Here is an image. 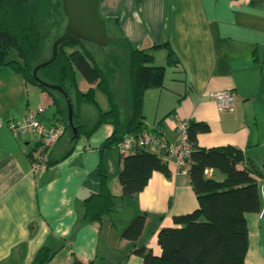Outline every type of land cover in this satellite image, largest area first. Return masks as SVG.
Returning a JSON list of instances; mask_svg holds the SVG:
<instances>
[{"label": "crops", "instance_id": "0c3cea01", "mask_svg": "<svg viewBox=\"0 0 264 264\" xmlns=\"http://www.w3.org/2000/svg\"><path fill=\"white\" fill-rule=\"evenodd\" d=\"M98 10L108 34L122 37L132 48L168 43L176 54V64L168 68L177 77L167 85L164 73L162 87L144 94L143 132L176 142V123H201L208 132L197 134L198 148L230 146L242 152L244 162L238 168L254 173L260 200L259 213L245 216L244 264H264V0H100ZM150 53L158 66L165 65L164 49ZM77 76L79 92L92 88ZM225 90L234 96L230 112L219 111L210 97ZM21 94L23 105L18 102ZM100 94L95 91L94 100L105 112L108 104L103 94L98 102ZM119 97L124 109V88ZM36 108H43L45 124L62 125L45 93L0 68V119L18 121ZM95 117V110L83 106L78 121L90 125ZM111 133L112 126L103 124L72 146V132L65 133L50 152L53 159L70 154L51 167L32 169L35 139H14L0 124V263L13 258L31 264L44 246L54 252L48 264H71L73 258L83 264H142L131 254L139 247L160 255L159 230L175 227V217L197 209L188 174L179 173L173 160L145 150L166 164L170 177L153 173L140 193L122 197L117 181L122 160L114 147L100 150ZM100 163L114 210L100 222L88 223L82 220V201L99 191L95 172ZM205 175L223 179L212 170ZM142 215L140 238L132 244L121 239L124 229Z\"/></svg>", "mask_w": 264, "mask_h": 264}, {"label": "trees", "instance_id": "16d2710c", "mask_svg": "<svg viewBox=\"0 0 264 264\" xmlns=\"http://www.w3.org/2000/svg\"><path fill=\"white\" fill-rule=\"evenodd\" d=\"M56 18L51 19V0H0V68H7L19 75L25 84L45 93L64 128V134L71 136L67 123L66 101L62 94L37 84L32 77L33 69L47 62L45 46L62 33L65 18L61 12L60 0L56 1ZM107 29V28H106ZM105 51L97 48L104 57L103 62L88 48L90 43L75 41L61 43L57 47L54 61L37 71V78L48 85L58 86L66 94L72 108V125L77 136L71 146L82 137L87 139L103 124L112 126L111 135L100 146V150L115 147L122 138L137 135L145 129L142 115V101L146 91L162 87L166 67H172L177 57L168 43L148 50L134 49L120 36L108 34ZM112 51L109 56L108 53ZM165 50V65H155L150 51ZM10 51L16 53V60L7 61ZM114 75L122 69V88L127 93L125 107L119 103V92L111 87V76L102 65ZM76 75L91 86L85 93L78 91ZM119 90V89H118ZM95 91L106 98L108 110L101 112L94 100ZM89 106L96 111L90 125L78 121L81 107ZM208 132L205 124L189 122L188 141L192 146L187 174L190 187L197 202V209L190 214L175 217V227L163 228L157 233L160 255L155 257L144 247L132 251L142 264H244L248 246L246 214L260 211L259 191L254 173L250 169H239L244 162L240 150L230 146L202 149L196 144L199 133ZM63 134V135H64ZM62 135V136H63ZM47 155L45 168L64 160ZM208 170L222 176L221 181L206 177ZM153 173L165 178L170 174L166 164L157 155L136 151L122 159L117 181L122 197H133L145 187ZM95 176L99 191L88 195L82 201V220L98 223L114 210V196L107 188V175L101 165ZM145 217H136L121 233V239L135 243L141 236ZM54 252L41 247L35 253L31 264H48ZM0 264H20L10 258ZM71 264H83L73 258Z\"/></svg>", "mask_w": 264, "mask_h": 264}, {"label": "built area", "instance_id": "2783aa9c", "mask_svg": "<svg viewBox=\"0 0 264 264\" xmlns=\"http://www.w3.org/2000/svg\"><path fill=\"white\" fill-rule=\"evenodd\" d=\"M210 97L216 103L219 111H232L234 96L231 91H218L210 94ZM43 111V108H36L27 112L18 121L3 122L0 119V124L5 125L14 139L24 137L35 139V151L31 162L32 169L45 167V161L52 146L64 134V128L58 121H53L49 125L42 121ZM187 129V122L176 123L175 130L178 137L176 142H167L154 133L141 132L137 135L125 136L114 148L121 160L136 151L153 150L165 159L173 160L177 171L181 174H186L189 157L192 152V146L188 141Z\"/></svg>", "mask_w": 264, "mask_h": 264}, {"label": "water", "instance_id": "95a60500", "mask_svg": "<svg viewBox=\"0 0 264 264\" xmlns=\"http://www.w3.org/2000/svg\"><path fill=\"white\" fill-rule=\"evenodd\" d=\"M99 2L100 0H60L61 12L66 20L62 33L51 45L50 59L47 62L39 64L32 71V77L37 84L63 95L67 107V123L71 129L72 138L77 136V132L76 128L72 125V108L66 94L58 86L41 82L36 74L40 68L54 61L57 55V47L61 43L83 41L96 46L101 51L106 50L109 38L105 21L99 15Z\"/></svg>", "mask_w": 264, "mask_h": 264}, {"label": "rangeland", "instance_id": "374dc122", "mask_svg": "<svg viewBox=\"0 0 264 264\" xmlns=\"http://www.w3.org/2000/svg\"><path fill=\"white\" fill-rule=\"evenodd\" d=\"M56 1L57 0H51V2H52V8H51V19H53V18H56V14H57V7H55V4H56ZM51 45H52V42H48L47 44H46V46H45V49H46V53H45V57L47 58V57H51ZM88 48H90V50L96 55V57H99V60H101V62H103V56L100 54V52L97 50V47L96 46H94V47H91V46H89ZM112 49H111V51L108 53V55L110 56L111 54H112ZM17 59V57H16V53L14 52V51H10L9 53H8V55H7V58H6V60L7 61H11V60H16ZM160 61V60H159ZM158 63H160V62H158ZM156 64L155 63V65H160V64ZM161 64L162 65H164V62L163 61H161ZM106 63H105V66H103L102 65V68L105 70V73H108L109 74V71H108V67H106ZM120 68H122L123 69V67L121 66ZM122 69L121 70H119L118 69V71H116L115 73H114V75H112L111 76V74H109L110 76H111V79H110V82H111V87H112V89L113 90H117V91H120L121 90V88H122V80H121V76H122ZM16 75V74H15ZM19 76V75H18ZM20 77V76H19ZM78 78H80L79 76H77ZM175 77H177V75L176 74H174L173 73V71H172V69H170V68H168V67H166V69H165V82L167 83V85H168V83H169V81H170V79L171 78H175ZM119 89V90H118ZM38 90V89H37ZM39 91V90H38ZM41 92V91H40ZM120 93V92H119ZM103 95L102 94H100V95H98V98H97V100H98V102L99 103H102L101 101L103 100ZM24 100H25V96H23L22 94H21V98L19 99V103L21 104V105H23V103H24ZM47 109V108H46ZM48 110V109H47ZM46 110V111H47ZM49 113V112H48ZM44 115V114H43ZM64 142V141H63Z\"/></svg>", "mask_w": 264, "mask_h": 264}]
</instances>
